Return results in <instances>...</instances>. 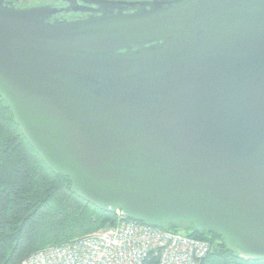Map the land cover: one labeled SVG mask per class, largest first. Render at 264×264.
<instances>
[{
	"label": "water",
	"instance_id": "95a60500",
	"mask_svg": "<svg viewBox=\"0 0 264 264\" xmlns=\"http://www.w3.org/2000/svg\"><path fill=\"white\" fill-rule=\"evenodd\" d=\"M50 23L0 2V96L102 211L192 224L264 261V0H95Z\"/></svg>",
	"mask_w": 264,
	"mask_h": 264
},
{
	"label": "trees",
	"instance_id": "16d2710c",
	"mask_svg": "<svg viewBox=\"0 0 264 264\" xmlns=\"http://www.w3.org/2000/svg\"><path fill=\"white\" fill-rule=\"evenodd\" d=\"M115 222L114 211L99 210L82 200L68 178L43 163L0 96V264H21L38 250ZM162 229L209 241L212 251L200 264H264L229 251L219 235L200 232L192 224ZM141 264H158V259L151 253Z\"/></svg>",
	"mask_w": 264,
	"mask_h": 264
},
{
	"label": "built area",
	"instance_id": "2783aa9c",
	"mask_svg": "<svg viewBox=\"0 0 264 264\" xmlns=\"http://www.w3.org/2000/svg\"><path fill=\"white\" fill-rule=\"evenodd\" d=\"M114 213L113 226L38 250L21 264H141L151 253L158 264H200L212 251L209 241L132 221L119 209Z\"/></svg>",
	"mask_w": 264,
	"mask_h": 264
},
{
	"label": "flooded vegetation",
	"instance_id": "af4514ba",
	"mask_svg": "<svg viewBox=\"0 0 264 264\" xmlns=\"http://www.w3.org/2000/svg\"><path fill=\"white\" fill-rule=\"evenodd\" d=\"M93 1L95 0H0L3 5L13 9L47 10L49 12L47 21L50 23L75 21L100 15L95 12L99 8L92 3Z\"/></svg>",
	"mask_w": 264,
	"mask_h": 264
},
{
	"label": "rangeland",
	"instance_id": "374dc122",
	"mask_svg": "<svg viewBox=\"0 0 264 264\" xmlns=\"http://www.w3.org/2000/svg\"><path fill=\"white\" fill-rule=\"evenodd\" d=\"M129 1H134V0H129ZM140 1H143V0H140ZM103 230V229H102ZM99 231H101V230H99ZM99 231H97V232H99ZM95 233V232H94Z\"/></svg>",
	"mask_w": 264,
	"mask_h": 264
}]
</instances>
